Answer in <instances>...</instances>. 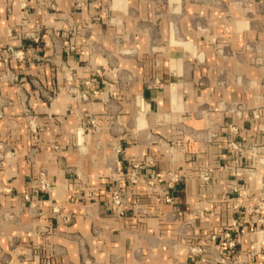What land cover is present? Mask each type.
<instances>
[{"label":"crops","instance_id":"1","mask_svg":"<svg viewBox=\"0 0 264 264\" xmlns=\"http://www.w3.org/2000/svg\"><path fill=\"white\" fill-rule=\"evenodd\" d=\"M7 71L20 83L0 86V264H264V0H0ZM79 115L98 132L79 139ZM134 165L187 181L169 205L129 187ZM220 231L234 249L210 243Z\"/></svg>","mask_w":264,"mask_h":264},{"label":"built area","instance_id":"2","mask_svg":"<svg viewBox=\"0 0 264 264\" xmlns=\"http://www.w3.org/2000/svg\"><path fill=\"white\" fill-rule=\"evenodd\" d=\"M95 20H97V18ZM30 38L35 43L39 42V37L37 35H32ZM1 54L2 56H6L12 60L17 61L18 63H25L29 58L39 61V62L43 60L42 58L36 55L29 57L23 49H17L12 46L3 48L1 50ZM4 79L11 82V84L15 86H18V84L20 83V79L18 75L11 71H7L6 74L0 77V86L2 84V80ZM157 86H159V89H161L160 82L158 80H153V82H151V88L152 87L155 88ZM69 93L74 97L75 100L82 101V102L88 101L89 96L84 94L82 91H80L77 88H71ZM93 95H99V93L95 92L93 93ZM227 109L231 112L235 111L233 109V105H228ZM252 117L253 119L258 120L260 117L258 111L256 110L252 111ZM227 128L232 137L237 136L239 134V129L233 124H228ZM98 130H99V126L94 116L92 115H79L78 116L77 137L79 139L82 136H84L85 132L87 131L98 132ZM259 131L264 132V128H260ZM227 148L230 154L234 158H239V157L246 155L245 152L240 149L239 145L237 144L235 140L229 139L227 142ZM261 166L264 168V160H261ZM139 169L140 167L137 165L132 166V172L128 174L129 187L132 190H135V188L141 186L145 192L158 197L164 203L169 204V205H172L174 203V198L172 195V191L174 187L178 184H183L187 181L186 175L181 176L171 171L168 175L167 183L161 184L159 179L154 176H148V177L141 176L138 173ZM245 171L243 170L238 171L236 176L238 177L243 176ZM124 174L125 173L123 169L118 165L116 172H114V176L116 177L117 180L120 181L122 177L124 176ZM201 179L204 182H208L210 180V177L203 175L201 176ZM34 185L42 193H47V192H50L51 190V183L44 176V174L39 175V177L35 180ZM234 193H240V192L237 190H234ZM133 203H134V206L137 212L139 213H141V211L143 212V210L141 209L139 198H135ZM109 209L112 211H115L119 218L125 215L124 191L119 185H113L110 187ZM260 210H263V208H258L257 210H255V213H259ZM259 222L261 224H264V220H260ZM217 239L225 240L230 249H234L236 247L235 241L232 239L230 233H228L227 231L218 232V234L210 240V243L216 241Z\"/></svg>","mask_w":264,"mask_h":264},{"label":"rangeland","instance_id":"3","mask_svg":"<svg viewBox=\"0 0 264 264\" xmlns=\"http://www.w3.org/2000/svg\"><path fill=\"white\" fill-rule=\"evenodd\" d=\"M152 42H151V44H150V47L152 48L151 50H153V48H157L158 47V45H156L155 43V41L154 40H151ZM153 82V81H152ZM151 88V87H150ZM152 89H153V87H152ZM155 89H159V86H157V87H155ZM77 123H78V120H77ZM263 194H264V188H263Z\"/></svg>","mask_w":264,"mask_h":264}]
</instances>
